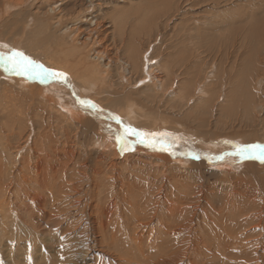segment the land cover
<instances>
[{
    "label": "bare ground",
    "instance_id": "obj_1",
    "mask_svg": "<svg viewBox=\"0 0 264 264\" xmlns=\"http://www.w3.org/2000/svg\"><path fill=\"white\" fill-rule=\"evenodd\" d=\"M120 1L129 0H83L84 7L82 0H0V48L67 76V83L41 82L0 63V249L5 237L12 243L4 264H35L46 249L64 254L47 264H84L97 248L94 264H264V162L243 159L235 172H214L210 162L224 161L226 152L203 149L264 145L263 132L242 134L264 123L256 91L264 21L248 9L264 2L161 0L163 11L135 23L141 44L129 39L126 50L136 48L120 59L115 46L106 50V26L113 21V36H120L118 21L129 9L150 5ZM65 9L77 20L65 22ZM250 20L249 35L220 42L230 26ZM86 41L92 50L78 45ZM58 85L68 92L49 89ZM75 91L79 97L69 93ZM167 112L184 124L170 127L158 115ZM126 127L195 139L200 148L148 146L147 138L125 135Z\"/></svg>",
    "mask_w": 264,
    "mask_h": 264
},
{
    "label": "rangeland",
    "instance_id": "obj_2",
    "mask_svg": "<svg viewBox=\"0 0 264 264\" xmlns=\"http://www.w3.org/2000/svg\"><path fill=\"white\" fill-rule=\"evenodd\" d=\"M125 1H127V0H125ZM130 1H132V0H129V1H127V2H125V3H123L124 1H120V5L119 6H124V5H128V3H130ZM134 1V0H133ZM150 1V5L148 6V5H145V6H143V7H141V8H139V9H142L141 11H139V12H137V11H132L131 9H129V14L128 15H126V18H124V19H120L118 22H120L121 20H124V22H123V24H121V25H124V27L123 26H121L120 27V29L122 28V29H125V31L124 30H122L121 29V32H120V29H119V31H117V32H119L118 34L120 35V36H113V33L114 32H112V31H114L116 28V26H114V25H112L110 22H113V21H109V23H108V25L106 26V28L108 29V32H106V35H105V38L104 39H102V40H104V42H106L107 43V45H108V47H106V50L108 49V48H111V47H116V49L114 50V52L116 53V52H121V56H120V52L119 53H117L116 54V56H117V58H120V59H124L125 57L124 56H127L128 55V51H130V49H134V48H136V47H130L129 49H127L126 50V47H127V45H128V43H129V39H131L130 41H132L133 39L136 41L135 43V45L138 47L140 44H141V41H142V34L140 33V32H138V33H136L135 32V29H136V24H137V20L139 19V18H142V19H144V17H146V14L148 13V12H155V13H157V12H160V11H163V7H161V5L159 4L160 3V1L161 0H149ZM263 2H264V0H262ZM250 2V1H249ZM259 2V5L257 4V6H256V9H255V7H253L252 5H250L249 6V10L250 9H252V10H254V11H256V12H254L255 14H258L255 18H262V21H264V4H262V5H260V1H258ZM251 3H254L255 4V2H251ZM96 5H97V3H96ZM101 5V3L98 1V5H97V10H99L98 9V6H100ZM81 6L82 7H84L83 6V0H82V2H81ZM259 6L262 8L261 10H258L259 9ZM86 7V6H85ZM207 6H204V8H206ZM208 8V7H207ZM82 9V11L80 12V16L83 14V12H84V10H85V8H81ZM84 9V10H83ZM150 9V10H149ZM156 9V10H155ZM187 9V8H186ZM191 9H192V11L190 10H186L187 12H190V13H193L195 10H196V8H193V7H191ZM179 11V10H178ZM261 11H263V13H261ZM65 12H66V15H65V18L67 19L65 22H71V21H73V18H74V16H73V12H72V10H70V9H65ZM72 12V13H71ZM98 11H97V20H96V22L98 23ZM171 14H173V13H171ZM194 14H195V12H194ZM135 16V17H134ZM73 17V18H72ZM76 17V16H75ZM250 17L251 16H249V19H250ZM69 18V19H68ZM130 18V19H129ZM231 18V17H230ZM230 18H228L226 21L228 22V24H222L221 26H220V28H222V27H227L229 24H230V22H229V20H230ZM79 19V18H78ZM133 19H135V20H133ZM74 20H77V19H75L74 18ZM248 20V19H247ZM126 21V22H125ZM251 20L250 21H248L246 24H244L243 25V27L241 28V29H237V27L236 26H230V28L228 29V31H226V34L225 35H223V38H221L220 39V42H225V43H227V44H231V42H229V40H231V39H233V43H235L238 39H239V37L240 36H242L241 35V33H245V35L247 34V35H249V33L251 32L250 31V24H251ZM99 23H102V19H101V17H100V22ZM130 23V24H129ZM136 23V24H135ZM120 24V23H119ZM248 24H249V27H248ZM97 24L95 23V26L92 28L93 30H95V28L97 27L96 26ZM126 25V26H125ZM128 25V26H127ZM262 25H264V24H260V26H262ZM113 27V28H112ZM246 27H247V29H246ZM236 28V29H235ZM91 29V31H93ZM97 29V28H96ZM112 29H114V30H112ZM242 29H243V31H242ZM260 29H264V26L262 27V28H260ZM127 30V31H126ZM229 30L231 31V32H229ZM241 30V31H240ZM122 31H124V32H122ZM240 31V32H239ZM94 32V31H93ZM126 32V33H125ZM135 32V33H134ZM237 32V33H236ZM125 33V34H124ZM130 33V34H129ZM131 33H133V34H131ZM228 33V34H227ZM126 35H128V36H126V38H125V36ZM92 35H94L93 37L95 38L96 36H95V33H93ZM138 35H140L139 37H138ZM262 35H264V33L262 34ZM130 36H132V37H130ZM113 37V38H112ZM120 37H121V40H120ZM244 37V36H243ZM72 38H75V36L74 37H72ZM101 38L102 37H100L99 38V40H101ZM119 39V40H117V39ZM136 38V39H135ZM106 39V40H105ZM114 39H115V41H114ZM127 39V40H126ZM88 41V40H87ZM86 41V42H87ZM121 41V42H120ZM122 41H123V43H122ZM127 41V42H126ZM235 41V42H234ZM88 42H90V41H88ZM87 42V44H78V45H80V46H85L84 48H83V50L84 51H87L88 49L89 50H92V49H94V47H95V45L96 44H98V43H96L97 42V40H95V42L93 41L92 42V49H91V46H89V43ZM119 42V43H118ZM140 42V43H139ZM91 43V42H90ZM94 43H96L95 45H94ZM111 43V44H110ZM116 44H117V46H116ZM118 44H119V46H118ZM139 44V45H138ZM212 44V43H211ZM122 45V46H121ZM89 46V47H88ZM94 46V47H93ZM98 46V45H97ZM97 46L95 47V49H97L98 50V48H97ZM103 49H104V47H102ZM123 48H124V50H123ZM94 49V50H95ZM7 50V51H6ZM119 50V51H118ZM12 50L10 49V48H6V49H1L0 48V52L1 53H4V54H7V53H10ZM126 51V52H125ZM111 53V55H114V53H112V52H110ZM248 52H246V54H247ZM242 56H243V54H241ZM125 61V60H124ZM217 62H218V60H216ZM261 84H256V91H257V93H258V95H260V97H261V99H262V102L264 103V75H263V79H262V81L260 82ZM48 86H51V84H48ZM260 87V88H259ZM49 89H52L51 91L52 92H57V93H59L60 94V92H64V91H67L68 92V89L65 87V86H61V85H58L56 88H49ZM54 89V90H53ZM71 95H76V96H78V94L76 93V91H75V93L73 94V93H71V92H69ZM79 97V96H78ZM221 99V98H220ZM220 99H219V101H220ZM74 107H75V105H74ZM84 110H86V111H89L88 109H84ZM98 115V113H96V116ZM158 115H161V116H165L167 119H166V121L168 122V125L170 126V127H172V126H176V125H180V126H182L183 124H184V121L182 120V118H179L176 114H174L173 112H167V113H160V114H158ZM213 115H214V113H213ZM216 115V114H215ZM215 117H217V115L215 116ZM234 117H240V116H232L231 118H234ZM239 121H240V119H239ZM100 122L101 123H103L104 121L101 119L100 120ZM234 125H233V124ZM104 124V123H103ZM231 124L233 125V129H234V132L235 133H237V132H239L240 134H241V129H238V126H239V124H236V123H234V122H231V123H229V127L231 126ZM238 125V126H237ZM261 126H255V128H252V129H254L253 131H252V129H245V131H243L244 130V128H242L243 130H242V134L244 135V136H247V137H254V135L253 134H255V136H258V135H261V133L263 132L264 133V123L263 122H261V124H260ZM256 127H257V129H256ZM194 127L192 126V130H194L195 132H200V130H198V129H196V128H194ZM259 128V129H258ZM238 130V131H237ZM248 130V131H247ZM249 130L251 131L250 133H247V132H249ZM255 130H259V132L258 133H256L255 132ZM255 132V133H254ZM260 133V134H259ZM211 136H214L215 135V131H213V129H212V132H211ZM214 134V135H213ZM251 135V136H250ZM168 137H164V136H156L155 137V140H156V142H164V141H167V142H169V143H175V144H178V145H180V146H188V147H190L191 149L194 147V149H199L200 147H199V145L198 144H200V142H198V140L196 141L195 139H192L193 141H190V143H188V141L187 142H181L180 140H178L174 135H167ZM128 138H131V139H133L134 141H136V139L135 138H133V137H128ZM147 139H151V137H149V138H147ZM195 140V141H194ZM200 140V139H199ZM27 142H28V144H30V142H31V137L27 140ZM236 143H237V145H239V143L236 141ZM202 144H204V143H202ZM217 143H215L214 144V146L216 145ZM260 144V143H259ZM236 145V146H237ZM204 146V145H203ZM235 146V147H236ZM232 148V149H230V151H227L228 149H226V148H221V149H217L218 151H210L208 148H210V147H207V146H204V150H208L209 152L208 153H212V155H215V156H221V155H223L222 154V152H226V156H223V157H226L225 158V160L224 161H222V162H220L219 160L218 161H215L214 159V163H220L219 165H216V164H214V163H212L213 162V160H212V162H210L211 164H212V166H214V167H216V170L214 171V172H220L221 170H224V168L225 169H231V171L232 172H235L236 170H237V168H238V166H239V163H240V161L241 162H243V160L242 159H240L239 158V156L237 157V155H233L232 153H234L235 152V150H236V148ZM226 149V150H225ZM233 150V151H232ZM155 151V150H154ZM157 151V150H156ZM151 152H153V151H151ZM215 152V153H214ZM229 152V153H228ZM214 153V154H213ZM229 154V155H228ZM235 157V158H234ZM221 158V157H220ZM231 158V159H230ZM240 159V160H239ZM216 165V166H215ZM213 167V168H214ZM218 167V168H217ZM13 237H15V238H17L16 239V241L18 240V242H21V243H19V245L20 244H24L25 242H26V240L25 239H21V238H24L23 237V235L21 236V233L19 232V231H16V230H14L13 231ZM21 237V238H20ZM8 241H10L7 237H5V240L3 241V243H2V246H1V249H0V253H1V255H0V264H4V262H3V259H6L9 255H10V253H11V251H12V243H9ZM15 243V242H14ZM40 246V244H37L36 243V247H39ZM54 247H55V250L56 251H58V250H60V246L58 245V244H55V245H53ZM72 248H75L74 246L72 247ZM77 248V247H76ZM82 248H84V247H82ZM82 248H77V249H80V250H83ZM76 249V250H77ZM80 250H78V251H80ZM30 251H32V249L30 250ZM47 253L46 254H42L41 255V257L38 259V260H36V262H35V264H47V263H49V262H51V260H52V258H56V257H59V256H62V255H64L63 253H58V255L55 257V256H53L54 254L53 253H51V254H49L48 253V249H46L45 250ZM72 253L74 254V249L72 250ZM89 253V252H88ZM98 248L97 249H94L92 252H91V255L90 256H87V258H86V261H85V263L84 264H94L95 263V260H98ZM75 256H77V254L75 253L74 254ZM22 259H23V257H21ZM109 259H111V258H109ZM108 259V260H109ZM73 262V261H72ZM81 263V262H80ZM57 264V263H56ZM62 264H64V263H62Z\"/></svg>",
    "mask_w": 264,
    "mask_h": 264
},
{
    "label": "snow or ice",
    "instance_id": "obj_3",
    "mask_svg": "<svg viewBox=\"0 0 264 264\" xmlns=\"http://www.w3.org/2000/svg\"><path fill=\"white\" fill-rule=\"evenodd\" d=\"M0 63L5 65L6 70L15 71L18 75L27 72L29 75H32L38 78L41 82L46 80H60L64 83H67V76L65 73H61L52 69L44 68L43 65L31 60L23 52L12 50L8 54L0 53ZM80 103L87 105L88 107L95 108L96 105L92 104L90 101H80ZM118 119V118H116ZM125 135L135 134L143 139L142 142H145L148 146L156 145V136H167V133H143L138 132L130 127L124 129ZM123 137H118V142L122 141ZM160 150H167L163 146ZM233 155L239 156L243 159H258L261 162H264V145L252 144V145H237L236 151L232 153Z\"/></svg>",
    "mask_w": 264,
    "mask_h": 264
}]
</instances>
